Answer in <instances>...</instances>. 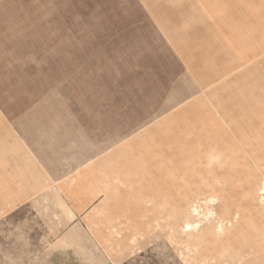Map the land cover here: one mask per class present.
Here are the masks:
<instances>
[{
  "label": "rangeland",
  "instance_id": "374dc122",
  "mask_svg": "<svg viewBox=\"0 0 264 264\" xmlns=\"http://www.w3.org/2000/svg\"><path fill=\"white\" fill-rule=\"evenodd\" d=\"M172 2L0 0V264H264V0Z\"/></svg>",
  "mask_w": 264,
  "mask_h": 264
},
{
  "label": "crops",
  "instance_id": "0c3cea01",
  "mask_svg": "<svg viewBox=\"0 0 264 264\" xmlns=\"http://www.w3.org/2000/svg\"><path fill=\"white\" fill-rule=\"evenodd\" d=\"M101 2L103 3L98 4L105 5L103 7L105 10L117 12L116 19H122V22L109 25L128 28L124 34L128 32L129 27H136L138 34H140V27H145L148 24V19L151 26L158 28L163 33V26L169 25L172 20V17L168 18L163 13V5L170 4V10L175 8L174 2L164 3V0H101ZM137 11L138 14L136 13ZM169 30L167 29V31ZM164 35L167 41L172 44L170 33L168 32Z\"/></svg>",
  "mask_w": 264,
  "mask_h": 264
},
{
  "label": "bare ground",
  "instance_id": "6f19581e",
  "mask_svg": "<svg viewBox=\"0 0 264 264\" xmlns=\"http://www.w3.org/2000/svg\"><path fill=\"white\" fill-rule=\"evenodd\" d=\"M214 173V172H213ZM209 202V201H208Z\"/></svg>",
  "mask_w": 264,
  "mask_h": 264
}]
</instances>
